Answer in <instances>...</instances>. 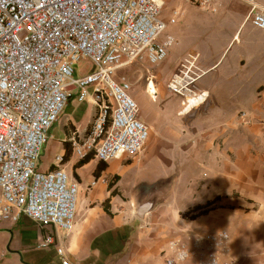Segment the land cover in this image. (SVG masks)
Returning a JSON list of instances; mask_svg holds the SVG:
<instances>
[{
	"label": "crops",
	"instance_id": "obj_1",
	"mask_svg": "<svg viewBox=\"0 0 264 264\" xmlns=\"http://www.w3.org/2000/svg\"><path fill=\"white\" fill-rule=\"evenodd\" d=\"M205 4L192 7L208 21L200 28L199 41L185 36L165 40L169 49L173 47L168 56L179 51L174 72L194 53L199 55L200 68L207 71L196 92L208 95L207 100L186 109L182 105L178 116L183 122L159 134L155 145L149 131L145 149L164 150L163 161L171 172L165 175L164 171L153 183L145 181L154 177L151 171L134 167L150 162L153 155L142 154L133 160H112L105 170L98 169L102 162L93 154L88 163L79 165L83 159L73 153L70 138L81 139L84 132L78 129L81 120L76 121L75 110L71 111L70 117H61L54 126L48 142L69 152H57L49 167L38 169H53L55 158L64 156L62 167L79 188L73 229L64 236L25 216L17 222H0V264H160L173 242L221 230L230 235L229 252L239 264H264V30L248 21L252 4L264 8V1L205 0ZM229 55L232 59L227 62ZM229 71L235 86L225 79ZM160 78H156L158 99L167 93ZM250 80L242 104L235 95ZM240 112L249 115V123L239 119ZM142 120L153 127L150 116ZM128 176L133 178L123 183ZM95 180L98 183L92 186ZM172 180L165 201L141 217L139 200L148 206L152 192ZM198 194L204 196L202 202L195 201ZM188 196L194 201L186 202ZM208 202L214 204L206 214L193 220L184 217L187 210Z\"/></svg>",
	"mask_w": 264,
	"mask_h": 264
},
{
	"label": "built area",
	"instance_id": "obj_2",
	"mask_svg": "<svg viewBox=\"0 0 264 264\" xmlns=\"http://www.w3.org/2000/svg\"><path fill=\"white\" fill-rule=\"evenodd\" d=\"M161 14L160 0H0V222L25 216L64 236L73 229L79 188L62 167L64 156L55 158L53 169H38L70 100L95 110L91 130L70 138L79 159L93 154L102 163L133 160L144 149L150 132L130 80L120 72L167 58L170 45L158 41L168 26ZM248 21L264 30V8L252 4ZM197 60L181 63L167 84L185 109L204 98L194 87L201 76ZM83 62L91 68L78 76ZM153 85L157 97L156 77L148 74L149 94ZM239 119L250 121L245 112ZM230 240L223 230L194 234L173 242L160 264H239ZM57 252L64 257L63 248Z\"/></svg>",
	"mask_w": 264,
	"mask_h": 264
},
{
	"label": "rangeland",
	"instance_id": "obj_3",
	"mask_svg": "<svg viewBox=\"0 0 264 264\" xmlns=\"http://www.w3.org/2000/svg\"><path fill=\"white\" fill-rule=\"evenodd\" d=\"M160 2L162 3V14L160 18L166 23H168L166 30L158 38V41L160 43H165V40L167 39L168 36H171L172 38H181L185 36L187 39H191L195 41L196 40L199 41L202 38L201 35L203 31H201L200 28L204 25V22H208V21L205 20L204 17H202L203 14L200 15V13L197 10H194L193 8H198V7L204 8L206 5L205 0H160ZM178 7H180L181 9L179 10ZM175 12L178 13V16L176 17L178 21L176 24L171 25L170 19L175 17L174 16ZM172 48L173 47H171L168 51L170 52ZM191 56H197L198 60L195 65V69H198V67L200 68L199 55L194 53L189 57ZM179 57H180L179 51L176 50L170 53L169 56L158 65L153 66L149 64L147 61H142L120 72L121 75L127 77V79L130 80V83L132 85L131 95L137 100L141 110L142 117L150 116L153 119V124H152L153 127L150 126L148 127V129L152 133L151 142L154 145H155L154 142L158 138H161L159 134H164L165 132H167V129L171 127L173 124L183 122L184 119L182 120V118L178 116V110L183 105V99L182 96L180 97V95L178 96L174 93H170L168 90L164 98L159 96L158 99V96L156 97V95H151L153 97L152 98L150 94H152L153 92L155 93L156 87L155 85H153L154 88L151 89V92L149 94V91L147 89V76L148 74H154L156 78L161 76L162 78L160 79L162 83H164L166 88L170 78L174 73L176 63H178ZM187 59H185L183 62H185ZM231 59H232L231 55H229L227 58V62L231 61ZM89 67L91 68V66L88 63L83 62L81 65L76 67V71H77L76 75L79 76L83 74L87 69H89ZM206 74L207 71L201 68V76L195 82L194 84L195 88L199 89L198 83ZM225 79L227 82H229L228 83L229 86H235L232 84L233 81L231 79V71L226 73ZM156 81L159 83V79H156ZM250 83L251 80L246 82V84L243 85L244 86L243 88L239 87V91L237 92V95H235V96H239L240 103L242 104L244 103L245 96H248L249 94L248 86ZM198 95L200 96L204 95L202 102H205L207 100L208 95H205L203 93ZM191 106L192 103L191 105H189L188 108H190ZM73 110H75V113L79 118L76 121L79 122L81 120L78 129L81 132H84L82 133L83 134L82 138H83L91 130V127L95 120V117H92V111H93L92 106L89 102L84 103L82 105L78 103L76 100L72 99L67 104L63 112V115L61 117L63 118L70 117L71 111ZM185 112H189V110H186ZM60 126L61 123H59L56 128H59ZM72 130L74 131V129L71 127V131ZM50 146L51 145L49 143L43 146L42 148L40 154V160L38 162V168L41 170H45L47 167L51 165V160L56 155L57 152L60 154L63 152L66 153L69 152L68 149H65L64 146H60V147L56 146L54 148ZM49 149H51V151H49ZM144 149L137 156L142 154L145 157L151 155H153V158L155 157L154 159L152 158L150 162H147L144 165H141L140 163L142 162H140L134 167L135 170L151 171L154 177L151 178L150 176H148L147 179H145V181L153 183L157 181L158 175L160 177L163 176L162 173L164 171H165V175L171 172V167L169 168L168 166H166V164H164L163 161L164 158H166V155L163 152L164 150L158 151L156 149L154 151H151V149L150 150L149 149L144 150ZM172 154H174V152H172ZM143 160H145V158ZM128 163H130V161H128ZM132 178L133 176H128V178H123L122 181L123 183H126L127 180L130 181ZM203 197L204 196L202 194H198L195 198V201L202 202L204 199ZM185 201L190 203L194 201V198L193 196H188L186 197ZM186 202H184V200L182 199V205H185ZM191 216L192 215L188 217L190 218Z\"/></svg>",
	"mask_w": 264,
	"mask_h": 264
},
{
	"label": "water",
	"instance_id": "obj_4",
	"mask_svg": "<svg viewBox=\"0 0 264 264\" xmlns=\"http://www.w3.org/2000/svg\"><path fill=\"white\" fill-rule=\"evenodd\" d=\"M173 185V180L170 181L168 184L163 185L162 187H157L158 189L154 190L149 197L150 203L148 206L144 205L143 201L139 200L137 204V212L138 214L143 217L144 215L148 214L159 205H161L165 198L169 196Z\"/></svg>",
	"mask_w": 264,
	"mask_h": 264
},
{
	"label": "trees",
	"instance_id": "obj_5",
	"mask_svg": "<svg viewBox=\"0 0 264 264\" xmlns=\"http://www.w3.org/2000/svg\"><path fill=\"white\" fill-rule=\"evenodd\" d=\"M91 155V154H90ZM88 155L86 156L83 160H81L78 164L79 165H85L86 163H88L91 159V156ZM107 168V164L106 163H99L98 165V169L100 170H105ZM214 204V202H208L205 205H199V206H195L189 210H187L184 213V217H188L190 215H192L189 219L193 220L195 219L197 216L199 215H204L208 212V210L210 209V207Z\"/></svg>",
	"mask_w": 264,
	"mask_h": 264
},
{
	"label": "bare ground",
	"instance_id": "obj_6",
	"mask_svg": "<svg viewBox=\"0 0 264 264\" xmlns=\"http://www.w3.org/2000/svg\"><path fill=\"white\" fill-rule=\"evenodd\" d=\"M153 87V86H152ZM151 92V91H150ZM156 93V92H155ZM155 93L153 92L151 95H155Z\"/></svg>",
	"mask_w": 264,
	"mask_h": 264
}]
</instances>
